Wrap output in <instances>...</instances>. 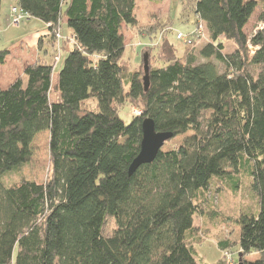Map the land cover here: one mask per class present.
I'll return each instance as SVG.
<instances>
[{"label": "trees", "instance_id": "obj_1", "mask_svg": "<svg viewBox=\"0 0 264 264\" xmlns=\"http://www.w3.org/2000/svg\"><path fill=\"white\" fill-rule=\"evenodd\" d=\"M190 1L209 41L180 55L163 34L141 75L122 64V28L137 24L136 0H16L48 25L51 47L64 19L72 40L54 86V62L36 60L0 88V264H199L194 216L207 215L210 190L240 166L258 211L234 219L235 244L217 246L231 254L237 246L234 264H264V28L252 38L244 32L257 2ZM222 39L234 50L225 53ZM7 54L0 50V63ZM88 99L97 110L82 105ZM125 103L140 107L127 124L119 116ZM146 117L171 139L187 135L129 175ZM44 131L45 181L21 175L7 184ZM107 217L116 225L110 236L102 232Z\"/></svg>", "mask_w": 264, "mask_h": 264}, {"label": "rangeland", "instance_id": "obj_2", "mask_svg": "<svg viewBox=\"0 0 264 264\" xmlns=\"http://www.w3.org/2000/svg\"><path fill=\"white\" fill-rule=\"evenodd\" d=\"M9 2L10 0H2L1 15L5 13ZM190 2V0H136L137 24L129 27L123 26L122 28L125 42L122 60L123 67L127 70L139 71L142 75V56L147 55V53L151 54V52L155 54L158 51L159 44L163 40V34L173 44L178 54L183 55L185 51L197 54L199 49L209 41V38L202 24L195 26V16ZM256 2L257 6L244 27V32L248 38H252L253 35L264 28V22L260 19V15L264 11V0H256ZM31 23L32 25L27 28H25L26 24L23 23L18 26L11 23L8 28L0 32V50L10 47L14 42L27 41V36L34 32L32 28H34L33 26L36 22L32 20ZM178 33H181L186 40L189 37H193L196 40L194 46H188L189 43L185 41V38L178 39L176 37ZM50 34L51 31L48 30L49 37ZM58 34L59 37L57 36ZM54 36L55 47H51L53 54L51 57L48 55L47 60L51 59L55 63L58 60L60 41L63 40L65 44L69 43L70 45L72 40L65 21L62 22L61 28L54 32ZM222 41L225 53L234 50V46L230 41L224 39ZM248 46L251 51L256 49L250 43H248ZM65 53L63 50L61 53L62 59L58 65L56 63L54 72L59 70ZM54 54L56 57L53 56ZM27 60L25 58L19 61L14 58L7 59L5 61L6 69L3 68L2 70L0 67V84H6L9 80L18 77L19 74H21L20 77L24 78L21 68ZM198 61H203V59L198 58ZM219 66L221 67L220 64ZM258 71L257 66L250 68V72L254 77ZM52 86H54V78ZM50 98L51 100L57 98V93L54 89L50 92ZM82 105L91 110L98 109L95 99L85 100ZM134 109L139 110V105L125 103L120 107L119 116L126 124L132 120ZM47 134L46 131L40 132L34 138L30 160L17 170L10 171L4 176L3 179L7 184L18 180L21 175L32 178L38 183L45 181L49 166ZM186 135L168 140L162 150H168L172 146L180 144ZM230 173L234 172L231 171ZM247 173L248 168L240 166L233 177L226 175L221 182V186L217 183L218 188L213 186V190H210L213 203L211 207H206L207 215L194 216V235L201 240L196 245V259L199 264H217L220 259H223L224 264H234V260L237 259L236 245L232 246L231 254L220 250L217 243L219 240H228L231 244H235L234 242L238 238L241 227L234 219L242 213L255 214L258 211V203L251 187V177L249 178ZM212 210L215 211V217L210 214ZM115 228L116 225L113 218L107 217L102 229L103 235L110 236ZM256 257L257 254H251L246 256V259H254Z\"/></svg>", "mask_w": 264, "mask_h": 264}, {"label": "crops", "instance_id": "obj_3", "mask_svg": "<svg viewBox=\"0 0 264 264\" xmlns=\"http://www.w3.org/2000/svg\"><path fill=\"white\" fill-rule=\"evenodd\" d=\"M14 5H16V0H10V2L8 3L6 7L5 13L3 15H1V10H0V32L8 28V26L11 24L10 8ZM1 9H2V5H1ZM32 20H35L36 22L35 25L33 26L34 28H32L34 32L30 34L29 36H27L26 38L27 41L20 40L19 42L12 43L10 47L4 48L8 50V54L6 55L4 61L0 63V67L2 68V70L3 68L6 69L5 61L10 58H14L16 61H19L23 58L28 59L27 62H24L25 64L21 68L22 73H23L24 68L27 65L33 64L34 62H36V60L44 61L46 63H52L51 59L49 61L47 60V56L50 55L51 57L53 54V49H51V46L49 44L47 24L35 18H31V17L23 19L20 23L26 24L25 28H27L32 25L31 23ZM63 21H66V19H64ZM68 30H69V36L71 37L72 35L71 30L69 28ZM61 35H62V32H61ZM40 46L41 48H39ZM67 48H69V43L65 44V42L61 40L59 57H58V60L54 63V67L56 63L57 65L59 64L60 60L62 59L61 53L63 52V50L66 52ZM53 56L56 57L55 54ZM20 76L21 74H19L18 77L12 80H9L4 85L0 84V88L7 87L9 84H11L13 81H15ZM53 78H54V84H55L57 81V72H53L52 82H53Z\"/></svg>", "mask_w": 264, "mask_h": 264}, {"label": "water", "instance_id": "obj_4", "mask_svg": "<svg viewBox=\"0 0 264 264\" xmlns=\"http://www.w3.org/2000/svg\"><path fill=\"white\" fill-rule=\"evenodd\" d=\"M144 67L147 68V55L143 56ZM146 82V76H144ZM141 141L137 155L131 161L128 173L131 175L140 165L152 162L165 142L172 138L173 134L167 131H158L154 121L150 117L143 119L141 123Z\"/></svg>", "mask_w": 264, "mask_h": 264}, {"label": "built area", "instance_id": "obj_5", "mask_svg": "<svg viewBox=\"0 0 264 264\" xmlns=\"http://www.w3.org/2000/svg\"><path fill=\"white\" fill-rule=\"evenodd\" d=\"M10 16H11V23L13 25H18L23 19L29 17V15L25 11L20 9L18 6H12L10 8ZM57 36L59 37V34ZM176 37L178 39H184L185 38L181 33H178ZM192 38L189 37V38H187V40L185 38V41L190 43L192 41ZM134 114L135 115L140 114V110L134 109Z\"/></svg>", "mask_w": 264, "mask_h": 264}]
</instances>
